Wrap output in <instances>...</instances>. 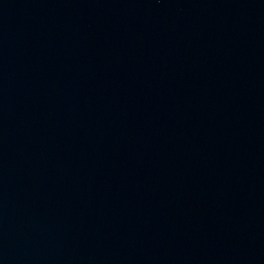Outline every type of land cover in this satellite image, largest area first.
Segmentation results:
<instances>
[{
    "label": "water",
    "instance_id": "water-1",
    "mask_svg": "<svg viewBox=\"0 0 264 264\" xmlns=\"http://www.w3.org/2000/svg\"><path fill=\"white\" fill-rule=\"evenodd\" d=\"M0 264H264V0H0Z\"/></svg>",
    "mask_w": 264,
    "mask_h": 264
}]
</instances>
